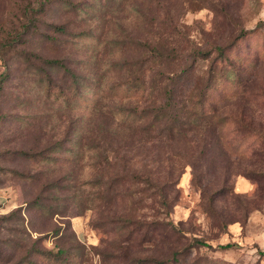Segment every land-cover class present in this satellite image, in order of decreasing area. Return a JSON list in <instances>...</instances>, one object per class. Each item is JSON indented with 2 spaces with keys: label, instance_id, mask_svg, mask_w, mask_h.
Masks as SVG:
<instances>
[{
  "label": "rangeland",
  "instance_id": "374dc122",
  "mask_svg": "<svg viewBox=\"0 0 264 264\" xmlns=\"http://www.w3.org/2000/svg\"><path fill=\"white\" fill-rule=\"evenodd\" d=\"M54 25L67 34L53 42ZM158 42L165 46L151 65L150 44ZM232 43L230 60L216 64L209 101L216 118L227 117L224 141L246 135L249 124L255 135L241 153L264 152V0H0V264H137L175 252L170 264H264V174L244 175L256 165L264 172V156L233 155L236 146L231 156L206 153L192 133L138 132L115 152L88 134L91 118L101 121L98 98L105 110L146 104L148 92L141 98L134 88L124 100L104 97L111 85L143 89L153 71L181 72L194 50ZM163 54L174 61L160 64ZM214 56L196 60L194 70L206 74ZM52 58L65 59L83 84L72 104L55 85L74 97L73 77L48 66ZM123 171L151 183L115 185ZM196 238L238 246H192Z\"/></svg>",
  "mask_w": 264,
  "mask_h": 264
},
{
  "label": "trees",
  "instance_id": "16d2710c",
  "mask_svg": "<svg viewBox=\"0 0 264 264\" xmlns=\"http://www.w3.org/2000/svg\"><path fill=\"white\" fill-rule=\"evenodd\" d=\"M262 24H259L255 29L242 31L235 39L243 38L245 35L249 33H254L258 28H260ZM67 26L66 25H54V37L53 42L57 40L55 35L59 34H67ZM74 36H81L85 33H73ZM49 38V37H48ZM234 42V41H233ZM235 43L229 44L228 46L215 45L212 48L207 50L196 49L192 52L194 57L193 65H191L181 72L166 74L162 71H153L150 77V81L143 83V89H141L140 85H134L132 89L123 90L121 89V84H115L108 87L106 94L104 97L109 98L110 100H124V98L129 97L130 92L133 88L135 91H142L144 98L145 92L147 93V97L144 98L143 102L146 103L143 105H135L129 108L118 107L116 111L113 110H105L101 105L102 100L98 98L95 107H96V118L101 120L98 124H91L92 118L89 121L88 125V134L92 135L90 141L95 139V136L98 139L102 140L104 143L109 144V149L114 150L115 152L120 151L122 147H128L130 142V135L137 134L138 132L150 135H154L157 137L168 136V138H175L176 136H187L189 133L197 136L199 140L203 142V148L206 153H214L216 156L222 154L224 156H231L236 151H240L243 149V142L246 136L251 137L255 135L253 128L249 124L242 125L245 133L244 136L239 137V139L232 141H224L223 133H222V124L221 122H227L226 118H216L217 106L214 105L213 102H210V93L212 88L216 83H219V77L217 75V63L223 65L227 63L229 59L228 50ZM164 44L162 42H158V44L151 43L150 44V58L148 62L152 65L157 63V52L163 47ZM166 50L170 51V48ZM215 55V56H214ZM162 57L160 64H171L174 61V57L164 55ZM214 56L212 61V65L206 74H199L194 70L196 60L203 59L207 60ZM45 62V61H43ZM48 66L55 68L64 69L65 73L70 74L73 77V84H75L76 94L74 97H67L64 89L63 82L62 85L56 87L59 88V94L62 96L65 102L72 104L75 102V98L78 94L80 86H82V82L76 79V73L67 67L65 64V59L61 58H52L47 60L46 62ZM124 66V65H121ZM61 69V70H62ZM6 70H8V64L6 62ZM235 72H231L230 75H235ZM9 73H2L1 80L7 79ZM203 81V87H199L198 84H201ZM99 86V83H98ZM130 90V91H129ZM1 92V85H0ZM134 92V90H133ZM121 93V94H120ZM253 94V93H252ZM242 95H245L242 93ZM122 114L123 118L120 120L117 119L116 114ZM129 131V132H128ZM205 132L204 136H200L201 132ZM125 136V138L123 137ZM88 141V142H90ZM255 144V143H254ZM230 146H236V151H231ZM232 148V147H231ZM246 148V146H245ZM243 151L237 152L238 154H233L236 156H242L241 153ZM251 152V151H250ZM25 156L35 157L36 155L30 154L28 152H22ZM241 154V155H239ZM205 158L208 155H205ZM251 157L254 159H260L264 156V152L254 151L249 153ZM49 157V156H48ZM258 165H256V169ZM253 170L244 175L252 180H259V178L264 174V172L257 170ZM125 182H131L133 184L139 183H151L149 177H145L143 174L137 172H129L123 171L118 172L114 176V184L121 185ZM58 186L57 182L51 183L48 187ZM157 194L160 198V204L164 207H169L171 200L168 197L166 192V188L164 186H157ZM220 195L223 194L222 191H219ZM41 204V203H40ZM124 222L125 227L131 224V221ZM58 232V230L56 231ZM192 246H207L209 248L220 249V250H229L237 247L236 243H225L220 244L217 247H212V245L208 244L206 241L201 240L199 238L195 239V244ZM41 252V251H40ZM66 252V249L60 248L57 252V256H60ZM260 255H264V251H258ZM180 252L173 253L172 257L158 260L153 258H147L143 263L137 262V264H170L173 262H177L179 260L178 255ZM141 259L140 261H142Z\"/></svg>",
  "mask_w": 264,
  "mask_h": 264
}]
</instances>
